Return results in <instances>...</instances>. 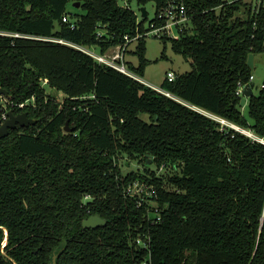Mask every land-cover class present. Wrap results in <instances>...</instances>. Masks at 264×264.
<instances>
[{
  "label": "trees",
  "instance_id": "obj_1",
  "mask_svg": "<svg viewBox=\"0 0 264 264\" xmlns=\"http://www.w3.org/2000/svg\"><path fill=\"white\" fill-rule=\"evenodd\" d=\"M130 1L80 0L72 14L75 0H0V88L36 120L0 138V264H264V146L190 108L264 135V90L244 107L235 96L264 50V8L187 0L191 28L161 39L191 65L159 87L170 97L51 41L105 53L145 30ZM144 39L130 52L139 77ZM122 155L141 170L122 174ZM133 182L153 196L126 195ZM92 215L105 225L84 229Z\"/></svg>",
  "mask_w": 264,
  "mask_h": 264
},
{
  "label": "built area",
  "instance_id": "obj_2",
  "mask_svg": "<svg viewBox=\"0 0 264 264\" xmlns=\"http://www.w3.org/2000/svg\"><path fill=\"white\" fill-rule=\"evenodd\" d=\"M186 1L187 0H166L165 3L160 6L159 8H155L154 17L148 21L147 25H144V31L142 33H137L135 37L130 38L129 36H124V42L120 45H117L113 48L108 49L105 53H100L99 51L96 53L92 50V48L88 47H81L71 43H65L61 40H54L59 43H64L74 49H77L86 55L90 56L94 61L99 64L111 67L120 73L134 79L135 81L154 89L160 93L165 94L166 96H170L169 93L161 90L160 88H156L151 84L147 83L143 79H141L138 75L132 72L125 64V55L129 52L128 46L131 42H136L139 38H146V37H154L158 39H169V40H178L180 36L185 33L187 30L191 28V19L187 14L186 9ZM236 1H247L252 4L251 11L254 14H257L260 6L264 8V0H223L224 4H230ZM122 5L127 7V0H122ZM140 13V12H139ZM140 18H142L140 16ZM63 23H68L71 29L74 28V25L69 20L68 16L62 17ZM139 22V20H138ZM101 36V34H99ZM173 72L166 73V81L171 82L175 79ZM253 75L251 73L249 77V81L247 84L238 83L237 89L235 91V96L239 98V100L244 97L243 89L246 85L252 84ZM46 83V80L43 81ZM251 90L253 89V85L251 86ZM264 90V81L259 87V91ZM171 97V96H170ZM248 99V98H247ZM247 99L245 105L247 103ZM31 105L33 106V99L30 100ZM29 101L20 102V103H12L8 100L7 97L0 96V123H3L8 118V112L11 111L12 108L23 109L27 105H29ZM244 105V106H245ZM243 106V107H244ZM196 112L202 114L203 116L213 120L218 124V129L221 132L228 133L229 131L233 133H237L239 135L244 136L252 143H258L264 146V135H259L255 133L253 130L239 126L229 120H226L222 117L209 113L203 109L190 107ZM126 195L129 196H138L142 201L145 194L149 197L153 196V190L151 187L141 184L139 182H133L128 185L125 190ZM138 245H143L144 247L146 244H143L140 240H136ZM142 264H146L143 262Z\"/></svg>",
  "mask_w": 264,
  "mask_h": 264
},
{
  "label": "rangeland",
  "instance_id": "obj_3",
  "mask_svg": "<svg viewBox=\"0 0 264 264\" xmlns=\"http://www.w3.org/2000/svg\"><path fill=\"white\" fill-rule=\"evenodd\" d=\"M75 2L78 3V7L74 6L75 3H69L66 7L67 11L72 14L79 12L78 8L80 7V0H75ZM130 2V8L137 14L138 20H140V6L138 7L134 0H131ZM144 7L147 13V21L144 23V25L146 26L148 21L154 17L155 8L152 3H148ZM163 42H165V44ZM144 45L145 58L149 63L145 67L140 78L151 84L152 86L159 88L164 82L167 72H173L174 75H180L191 71L190 61L184 59L181 55L174 53L171 49V42L169 40L162 41L158 38L149 36L144 39ZM164 45V58H162ZM135 46L136 44L134 42H131V44L128 46L129 52L125 55V64L128 68H135L138 65L137 56L134 53H130L131 51L134 52ZM92 50L96 53L98 52L97 48L92 47ZM252 75V95L256 96L259 92L260 85L264 81V50L255 54L254 56ZM45 91L47 94L54 96L57 101H61L63 99V94L57 93L48 87L45 88ZM141 118L143 120H147V115L143 114L141 115ZM126 161H128V164H125ZM116 164H118V166L120 167L122 174L130 171L141 170L142 168L136 157L128 158L126 155H122V157L119 158L118 161H116ZM148 164L151 166L150 169L155 168V164H152L151 160H148ZM145 196L148 197L146 194ZM149 203L153 205V202L149 201Z\"/></svg>",
  "mask_w": 264,
  "mask_h": 264
},
{
  "label": "water",
  "instance_id": "obj_4",
  "mask_svg": "<svg viewBox=\"0 0 264 264\" xmlns=\"http://www.w3.org/2000/svg\"><path fill=\"white\" fill-rule=\"evenodd\" d=\"M75 7H78V3L74 4ZM140 16L144 18L146 16V9L145 7L139 8ZM254 64V55L252 53L248 54L246 65L250 70L253 69ZM243 95L240 99L239 106L243 107L245 105L246 99L252 96V90L250 85H246L243 89ZM0 96L8 97V93L6 90L0 88ZM36 120L30 119L26 113H19L14 115L11 111L8 112V118L3 122L0 123V138H4L8 135L10 130H15L17 127H27L34 125ZM65 132H70L71 129L67 128V123L65 124L64 128ZM106 221L99 217L98 215H92L82 221V227L84 229H96L98 227L104 226ZM56 255L53 254L52 256V263L54 264V260Z\"/></svg>",
  "mask_w": 264,
  "mask_h": 264
}]
</instances>
